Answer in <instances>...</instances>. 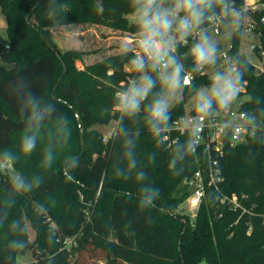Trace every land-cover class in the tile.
I'll return each mask as SVG.
<instances>
[{
  "label": "trees",
  "instance_id": "trees-1",
  "mask_svg": "<svg viewBox=\"0 0 264 264\" xmlns=\"http://www.w3.org/2000/svg\"><path fill=\"white\" fill-rule=\"evenodd\" d=\"M128 0H0V15L6 19L7 37H0V152L18 153L25 127L18 111L17 94L11 84L22 79L26 87L41 97V103H57L71 128L69 143L54 148L51 167H43L44 148L55 125L47 124L36 150L21 156L12 167L29 180L39 177L40 187L28 193H15L10 175L0 174V264H16L29 250L32 261L24 264H264V73H256L240 51V32H232L231 58L239 56L247 64V99L241 110L257 117L256 132L244 141L230 145L226 138L218 159L222 177L220 192L235 195L240 208L231 210L219 204L217 192L206 187L205 195L191 225L174 214L188 191L183 181L208 167L207 154L198 148L169 168L177 142L188 135L170 134L169 141L153 138L143 125L119 114H105L114 91L132 75L128 56L119 52L102 61L81 64L83 52L61 51L52 32L57 26L93 24L134 33L127 23ZM264 15V11L262 12ZM192 40H189L190 46ZM264 49V25L261 26ZM178 54L187 51L179 46ZM191 67V61H185ZM191 85L183 89L187 99L208 79L192 73ZM186 99V100H187ZM186 100L177 101L169 124L183 115ZM117 121L115 134L102 143L94 126ZM123 124L136 137V156L148 173L147 183L161 190L156 208L137 207L140 185L133 178L118 179L116 171L125 167ZM164 135V134H163ZM69 157L79 158L71 168ZM149 157H154L151 163ZM35 231L28 238L25 221ZM23 243L22 249L12 247Z\"/></svg>",
  "mask_w": 264,
  "mask_h": 264
},
{
  "label": "clouds",
  "instance_id": "clouds-1",
  "mask_svg": "<svg viewBox=\"0 0 264 264\" xmlns=\"http://www.w3.org/2000/svg\"><path fill=\"white\" fill-rule=\"evenodd\" d=\"M127 23L134 30L135 38L120 44L122 54L128 56V70L132 75L117 88L110 107L102 108L105 114L117 113L121 122L128 118L136 122L141 116L143 125L153 138H160L169 130L174 104L182 99L183 89L191 85V74H208V83L195 89L193 117L187 124L188 139L177 142L169 168L184 161L198 146L201 125L231 109L244 88L247 64L239 56L223 57L208 25H221L238 32L246 18V10L235 0H128ZM189 38L192 39L190 46ZM187 51L178 54L179 46ZM191 67H185V61ZM17 94L18 111L24 116L25 127L18 143V153L9 149L0 152V174L13 167L21 156H30L37 148L42 129L55 125L44 148L42 166L51 167L54 148L70 141L72 132L63 109L57 103H41V97L26 87L23 80L13 85ZM249 124L255 125L257 117L243 114ZM123 136V162L125 167L116 171L118 179L134 178L140 185L137 207L140 211L156 208L161 190L147 183L148 173L137 159L136 137L123 126L118 128ZM154 157H149L151 163ZM69 167L78 168L79 158L69 157ZM12 191L28 193L41 186L39 177L29 180L20 172L10 176ZM12 247L22 249L23 243L13 242Z\"/></svg>",
  "mask_w": 264,
  "mask_h": 264
},
{
  "label": "built area",
  "instance_id": "built-area-1",
  "mask_svg": "<svg viewBox=\"0 0 264 264\" xmlns=\"http://www.w3.org/2000/svg\"><path fill=\"white\" fill-rule=\"evenodd\" d=\"M237 6H241L246 10V18L244 19L239 30L241 35L254 36L257 38L256 44H251L250 51L255 61H248L256 73H264V49L261 48V26L264 25V0H235ZM222 25V24H221ZM221 25H208L213 35L218 36L222 32ZM189 40H192L189 38ZM184 46V45H183ZM231 48V42L226 49H220L223 57L231 59L228 50ZM198 76H205L208 79V74H197ZM194 76L191 74V80ZM246 81L244 88L232 105L231 109L222 113L213 120H205L201 125L202 132L199 135L198 146L207 154L208 167L206 169L197 170L192 176L183 181V185L188 191V196L183 201L185 209L196 215V212L205 195L206 187H212L217 192V200L219 204H225L229 209L235 210L240 208L237 197L232 195L228 197L220 192V184L222 177L218 165V159L223 155V145L227 137L231 139L230 145L242 142L247 137H252L257 129L256 124L251 125L244 119L245 112L241 110L243 103L246 101ZM194 113L192 105L185 106V112L169 124V130L164 133L167 146H170L176 141V138L170 140L171 133L179 135H189L187 128L188 122L193 117ZM117 125V121H114ZM116 127L108 130L106 134H102V143H107L115 134ZM195 149V150H196ZM8 170H12V167ZM6 170L5 172H7Z\"/></svg>",
  "mask_w": 264,
  "mask_h": 264
},
{
  "label": "rangeland",
  "instance_id": "rangeland-1",
  "mask_svg": "<svg viewBox=\"0 0 264 264\" xmlns=\"http://www.w3.org/2000/svg\"><path fill=\"white\" fill-rule=\"evenodd\" d=\"M222 32L218 36H214L220 49H226L230 43L232 31L230 28L221 25ZM53 39L61 51L74 50L83 52L84 56L82 62H76V67H80L81 64H92L97 61H102L110 55L117 54L121 51L120 44L124 40H133L135 38L134 33L113 30L108 27L98 26L88 23L83 24H73L57 26L52 32ZM0 37H7L6 30V19L3 15H0ZM257 43V38L254 36L241 35L240 39V51L246 56L247 60L252 62L255 61L251 54V44ZM0 65L9 67L7 64L0 60ZM194 94L186 100L185 106H190L193 104ZM184 92H182V99L184 100ZM247 99V97H244ZM179 101V100H178ZM116 127V123L111 121L107 126H94V129L99 131L101 134H106L108 130ZM6 175H12V170H8ZM174 214L183 217L184 220L188 219V225L192 224L195 215L192 214L188 209H185L183 202H181L174 211ZM25 227L27 230L28 238L33 241L35 236V231L33 230L30 222L25 221ZM90 260V264H94L91 261V257H87ZM34 255L29 250L26 254L17 257L16 264H24L26 262L32 261ZM97 264H103L98 262ZM198 264H206L204 260L200 261Z\"/></svg>",
  "mask_w": 264,
  "mask_h": 264
},
{
  "label": "water",
  "instance_id": "water-1",
  "mask_svg": "<svg viewBox=\"0 0 264 264\" xmlns=\"http://www.w3.org/2000/svg\"><path fill=\"white\" fill-rule=\"evenodd\" d=\"M186 99H187V96L184 97V100H186Z\"/></svg>",
  "mask_w": 264,
  "mask_h": 264
},
{
  "label": "crops",
  "instance_id": "crops-1",
  "mask_svg": "<svg viewBox=\"0 0 264 264\" xmlns=\"http://www.w3.org/2000/svg\"><path fill=\"white\" fill-rule=\"evenodd\" d=\"M80 67L82 68V66L80 65Z\"/></svg>",
  "mask_w": 264,
  "mask_h": 264
}]
</instances>
